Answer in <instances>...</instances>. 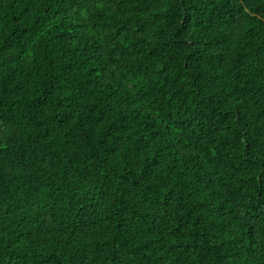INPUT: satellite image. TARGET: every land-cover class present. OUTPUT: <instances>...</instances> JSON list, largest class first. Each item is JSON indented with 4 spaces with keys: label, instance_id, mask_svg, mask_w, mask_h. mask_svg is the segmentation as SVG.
I'll use <instances>...</instances> for the list:
<instances>
[{
    "label": "clouds",
    "instance_id": "obj_1",
    "mask_svg": "<svg viewBox=\"0 0 264 264\" xmlns=\"http://www.w3.org/2000/svg\"><path fill=\"white\" fill-rule=\"evenodd\" d=\"M32 3L48 7L55 0ZM11 4L0 0V158L19 164L23 156L27 170L5 167L10 175L4 180L35 174L47 182L46 172L56 183L51 197L25 210L33 220L28 228L10 209L12 201L0 203V253L12 256L13 264H264V197L256 196L257 182L264 180V0H75L74 5L69 0L73 11L81 6L89 13L103 11L101 18L82 16L75 23L113 32L122 27L135 31L142 24L148 29L146 60L140 61L149 68L143 74L148 103L133 105L124 96L121 77L127 69L116 65L110 68L116 73L109 81L112 98L91 115L80 104L68 108L72 101L67 98L75 97L84 77L63 62L46 68L49 75H37L32 83L12 74L33 67L15 61L19 47H6ZM248 28L259 35L253 38ZM148 51L153 57H147ZM218 60L226 80H215ZM237 60L240 65L233 70ZM106 63L102 56L100 66ZM49 79L60 91H44ZM57 96L64 100L62 108H55ZM47 103L55 111L41 112ZM61 111L73 113L67 128L52 139L37 137L40 143L28 139L40 121ZM209 127L220 133L212 137L220 145L219 164L201 169L198 137ZM63 132L74 144H64ZM50 151L74 159V166L50 165ZM175 153L181 154L179 164ZM77 201L81 206L99 201L114 214L108 231L73 234ZM165 204L172 207L159 234L150 233V225L115 229L116 217L164 216ZM41 211L46 223L33 219ZM53 213L56 224L48 220Z\"/></svg>",
    "mask_w": 264,
    "mask_h": 264
},
{
    "label": "trees",
    "instance_id": "obj_2",
    "mask_svg": "<svg viewBox=\"0 0 264 264\" xmlns=\"http://www.w3.org/2000/svg\"><path fill=\"white\" fill-rule=\"evenodd\" d=\"M72 3L74 5L75 0H72ZM68 4L69 0H55V3L50 4L48 7H44L43 4L36 7L32 0H12L8 14L5 17L12 26L11 37L5 42L6 47H19L20 52L19 55L15 56V61L20 64L27 63L33 67V71L13 69L12 74L16 75L19 73L29 83H32L37 75H49L46 68L59 66V63L63 62L68 68L82 72L84 77L81 79L80 84L77 85L75 97L69 96L67 98L72 101V103L68 104V108H72L73 104H80L87 107L89 115H91L92 113L98 114L103 111L102 105L106 106L112 98V84L109 81L115 77L116 73L111 72L110 68L116 65H120L121 68L126 66L128 75L121 77L123 81H126L125 84L121 85V87L126 89L124 96L133 105L137 103L147 104L150 97L149 91L146 89H149V84L147 83V75L143 74L148 73L149 68L140 62L141 60H146L143 53L150 43L146 39L148 29L145 25L142 24L136 27L135 31H126L122 27L117 28L113 32L107 27L101 28L98 24L89 26V24L83 22L75 23L74 21L79 20L82 16H91L93 19L101 18L103 11L98 10L94 13H89L83 6L79 10L73 11V7L67 6ZM21 5L24 6L21 8ZM13 7H15V12H13ZM229 11L232 12L234 9ZM240 11H243V9H240ZM256 11L259 12L260 9ZM233 22L235 23V21ZM26 24L28 25L27 27H25ZM247 31L250 34H254L253 38L259 35L254 28H248ZM12 37H15V41L12 40ZM25 38L27 39L25 40ZM102 56L107 61L104 67L100 66ZM116 56H119L120 59L117 60ZM147 57H153V51H148ZM121 61L124 63H121ZM217 65L219 66L217 68L219 75H216L215 80H226L223 61L218 60ZM237 65H240L239 60L233 65V70H235ZM53 89L57 92L60 91V88H54L51 79L47 80L44 91L51 94ZM134 97L139 98V100L134 99ZM41 99H43V96H41ZM56 101L55 108H62L64 100L57 96ZM148 106L151 107V105ZM55 108H51V103H47L42 106L41 112L49 109L55 111ZM71 116H73V113L68 111H61L58 116L49 114L37 124L35 131L28 139L35 143L41 142L37 137H44L46 140L52 139L57 131H62L68 127L71 123ZM103 118L102 116L100 117L101 120ZM125 119L127 120L128 118L125 117ZM40 124L46 126L41 127ZM63 135L65 145L74 144V141L68 139L70 133L63 132ZM213 135L219 137V130L209 127L205 136L198 137L204 156V160L200 162L201 169L211 163L219 164L217 149L220 145L216 139L212 138ZM140 139H143V137ZM174 155V162L179 164L182 159L181 154L175 153ZM169 156H173V154L169 153ZM47 159L52 166L57 163H62L65 167L74 166V159H69L68 156L63 155L59 151L48 152ZM13 166L27 170V166L23 163V156L20 157L19 164L8 156L0 158V184L4 185L0 187V203L4 202L5 199L12 201L10 209L20 213V223L24 224L25 228H28L33 223V220L29 219V216L25 214V210L30 211V206L33 205V202L39 204L43 199L51 197L56 182L52 176L43 172V169L40 171L47 178V182L35 174L27 179L23 177L18 179L13 176L12 180L5 182L4 178L6 175H10V173H6L5 167ZM260 175L264 177V173ZM14 182L16 186L13 188L11 185ZM56 191L60 192L58 188ZM60 196L63 198L64 194L60 192ZM256 196L264 197V180L257 182ZM167 199L165 198V200ZM71 206L69 201V210ZM44 207L47 208L48 205L45 204ZM171 207L170 204H165L164 209L160 210L163 211L164 216L147 213L141 216L139 213H125L123 220L120 217L115 218V229L120 231L126 228L132 229L137 224L150 225L148 231L150 233L156 231L159 234L160 229L163 228L161 221L168 215L167 210ZM76 208L74 221L76 227L73 228V234L79 230L86 235L87 232L98 230L99 228H104V231L107 232L108 227L113 222L114 214H108L107 210L100 206L99 201H89L83 206H81L80 201H77ZM176 208L181 212L183 211V208L178 203ZM45 215L41 211L36 213L33 219L46 223ZM48 220L52 224H56V214L53 213L48 217ZM28 234L31 235V232ZM159 238L164 240L166 236L160 235ZM0 257L7 259L8 264H13L12 256H4L3 253H0ZM0 264H3V259H0Z\"/></svg>",
    "mask_w": 264,
    "mask_h": 264
}]
</instances>
